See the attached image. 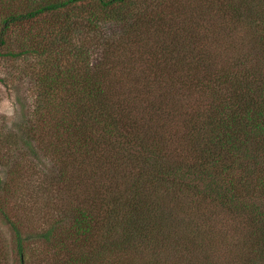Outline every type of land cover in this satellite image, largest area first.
Segmentation results:
<instances>
[{"label":"trees","instance_id":"obj_1","mask_svg":"<svg viewBox=\"0 0 264 264\" xmlns=\"http://www.w3.org/2000/svg\"><path fill=\"white\" fill-rule=\"evenodd\" d=\"M180 1L0 0V46L21 22L55 30L48 51L28 35L20 48L43 59V73L26 71L38 86L33 122L55 131L59 145L45 150L68 205L62 232L40 237L64 264L110 251L111 264H215L217 232L231 233L235 263L264 264V75L246 67V41L264 58V0ZM108 21L123 24L115 38L102 34ZM140 65L149 74H127L118 92L120 72Z\"/></svg>","mask_w":264,"mask_h":264},{"label":"rangeland","instance_id":"obj_2","mask_svg":"<svg viewBox=\"0 0 264 264\" xmlns=\"http://www.w3.org/2000/svg\"><path fill=\"white\" fill-rule=\"evenodd\" d=\"M191 1L181 0L180 3L190 7ZM21 23L24 24L22 27L13 26L9 30L7 43L0 46V264H20L21 258L22 264H64L61 255L55 252L59 249L48 248L47 243L40 237L49 226H56V231H60L59 227H64L62 210L68 205L61 199L65 183L61 181L58 165L45 150L49 143L59 145L55 131L44 123L33 122V99L38 86L26 71L32 68L43 73L40 63L43 59L38 57L37 53L27 54L20 48L24 43L23 36L28 35L31 39L36 38L39 41L43 52L48 51V44L50 38L55 35V30L52 23L42 17L32 19L31 23ZM194 23L196 22H187L188 25ZM122 28L123 24L108 21L103 24L102 34L111 33L115 38ZM46 34L48 40L44 41ZM89 35L91 34H88L84 41L91 40ZM246 44L251 49L246 67L260 69L264 75V58L258 44L250 40L246 41ZM128 55L129 52L121 50L120 60H126ZM49 57L55 58V54ZM120 74L125 76L118 92L125 85L127 74L140 78L149 73L144 65H140L130 73L121 71ZM183 101L189 103V99ZM176 116L172 120L174 124L180 120ZM35 133L38 134L35 136ZM247 173L248 171L245 174ZM104 174L102 171L101 175ZM98 181L99 179L95 180L94 184L97 189ZM253 183V180H243L238 186L240 189L250 190L254 186ZM71 204L75 206L77 203ZM84 204L88 203H81ZM181 208L182 210L172 208L174 216H189L186 207ZM14 226L20 234L22 255H19L17 250ZM228 229L231 227L228 226ZM217 234V239H209L212 242L209 247L211 260L215 264H238L233 261L236 254L231 250V233ZM69 248L74 249L75 246L70 245ZM116 255L114 251L102 253L94 257L90 264H111ZM140 255L148 257L150 252H142L136 258H140ZM156 259H160V254ZM218 259L221 260L217 261ZM185 261L187 264H204L202 256Z\"/></svg>","mask_w":264,"mask_h":264}]
</instances>
